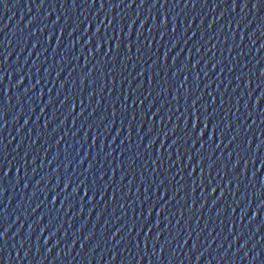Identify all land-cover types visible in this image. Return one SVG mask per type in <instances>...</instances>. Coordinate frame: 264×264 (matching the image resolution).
<instances>
[{
	"label": "water",
	"instance_id": "water-1",
	"mask_svg": "<svg viewBox=\"0 0 264 264\" xmlns=\"http://www.w3.org/2000/svg\"><path fill=\"white\" fill-rule=\"evenodd\" d=\"M194 1L0 2V216L92 100Z\"/></svg>",
	"mask_w": 264,
	"mask_h": 264
},
{
	"label": "snow or ice",
	"instance_id": "snow-or-ice-1",
	"mask_svg": "<svg viewBox=\"0 0 264 264\" xmlns=\"http://www.w3.org/2000/svg\"><path fill=\"white\" fill-rule=\"evenodd\" d=\"M0 2H2V0H0ZM65 2H67V0H65ZM85 2H87V0H85ZM145 2V0H142V6H143V3ZM92 3L95 4L96 3V0H92ZM133 3H135V0H133ZM156 3L158 4L159 3V0H156ZM167 3V0H165V4ZM261 3H264V0H257V4L255 5V7H259V5ZM76 6V0H73V7ZM101 6L103 7V0H101ZM154 7L156 5H153ZM248 6L247 3L244 4V7L246 8ZM165 24H166V18H165ZM173 31H175V29H173ZM102 47V45H101ZM116 48H117V51H119V48H120V44L118 43L116 45ZM131 50L130 46H129V51ZM165 58H167V54H165ZM178 59V58H177ZM176 61L174 60L173 61V64H175ZM199 63V61H197V64ZM261 75L264 76V72H261ZM2 79V78H0ZM197 80H199V77L197 76L196 77ZM180 87H184V85L182 84ZM203 97H200L197 101L193 102L192 105H191V108L193 109V112H192V117L195 119L196 123L193 125V135L195 136L197 134V125L199 124V121H200V116L198 115L199 113V109L197 108V104L199 103V100H202ZM261 99H264V96L261 97ZM127 101H130L131 100V93H129V96L126 98ZM133 105L135 104V102L133 101L132 102ZM259 104H260V100H257L256 101V105L257 107H259ZM74 110V109H73ZM124 113L126 114L127 113V107H125L123 109ZM185 111L187 112L188 111V108L186 107ZM204 112H205V118H204V128L205 130L208 129L209 127V123H210V118L207 116V108L204 109ZM81 115H83V113H81ZM113 115H115V113H113ZM158 115V114H157ZM132 119L134 120L135 119V115H133ZM186 129H187V125L185 126ZM217 127H219L217 125ZM215 133H216V128H213L212 130V136L214 137L215 136ZM199 135V138L200 139H203V137L205 136V132H199L198 133ZM178 141H174L173 142V147H177L178 145ZM152 145L150 144L149 145V148H151ZM193 147H195V145H193ZM162 155V154H161ZM176 155L179 157L180 156V153H179V150H177V153ZM201 155V153H197L196 156L199 157ZM183 158L181 157V160ZM189 163L191 164L192 162V157L189 156ZM200 164H203V160L201 159L200 161ZM82 163V162H81ZM172 167L174 168L175 165H172ZM261 168H264V163L261 164ZM0 171H2V165H0ZM181 171H183V169H181ZM192 172L194 173L195 172V169H192ZM177 175H179V173H177ZM201 175H203V173H201ZM173 179H175V177H173ZM71 184V180L69 179V185ZM80 187H84V185H81ZM165 187V182L164 181H161L159 187L157 188V192L160 191L161 188H164ZM65 191H67V188H65ZM213 192H215V188H213ZM73 195H79V188L77 189L76 192L73 193ZM165 195H167V190L165 189ZM84 196L87 197L88 196V191H85L84 192ZM56 199H59V197H57ZM172 199H175V195H173ZM55 202V201H54ZM161 211H163V209H161ZM6 235V233H0V239H3L4 236Z\"/></svg>",
	"mask_w": 264,
	"mask_h": 264
}]
</instances>
